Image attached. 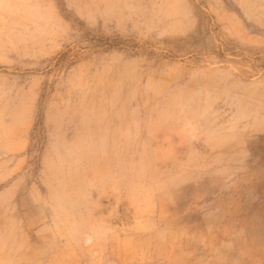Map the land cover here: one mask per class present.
I'll use <instances>...</instances> for the list:
<instances>
[{
	"label": "rangeland",
	"instance_id": "1",
	"mask_svg": "<svg viewBox=\"0 0 264 264\" xmlns=\"http://www.w3.org/2000/svg\"><path fill=\"white\" fill-rule=\"evenodd\" d=\"M0 264H264V0H0Z\"/></svg>",
	"mask_w": 264,
	"mask_h": 264
}]
</instances>
